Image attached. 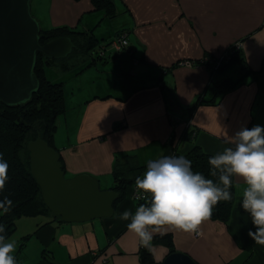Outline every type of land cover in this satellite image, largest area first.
Here are the masks:
<instances>
[{
	"label": "crops",
	"instance_id": "obj_1",
	"mask_svg": "<svg viewBox=\"0 0 264 264\" xmlns=\"http://www.w3.org/2000/svg\"><path fill=\"white\" fill-rule=\"evenodd\" d=\"M114 2L117 15L104 21L90 0H48L47 15L34 2L36 17L40 14L45 22L38 21L42 28L67 24L92 31L102 42L125 31L132 48L93 61L76 73L79 82L73 75L62 80L66 111L57 118L53 143L65 173L87 172L106 189L112 184L115 153L129 152L146 165L193 146L215 156L232 146L228 137L242 127L264 128V0ZM238 40L245 62L260 74L246 75L247 80L216 104L200 103L187 123V108L197 96L211 97L212 91L205 87L212 79L230 76L212 72L207 62H177L201 61L206 54H219ZM242 71L238 64V72ZM59 128L65 133L63 141L58 139ZM234 182L236 197L227 221L209 219L198 233L166 231L171 232L176 250L188 253L198 264H264V244L248 235L257 228L241 206L247 185L237 176ZM135 203L131 196L122 199L110 217L99 221L57 222L50 216L46 220L52 222L38 230L52 262L41 259L40 246L34 247L40 254L23 256V264H92L97 256L105 257L102 264H141L139 238L127 227L131 221L119 218L125 210L135 214ZM152 244L154 262L145 264H162L168 249L160 242Z\"/></svg>",
	"mask_w": 264,
	"mask_h": 264
},
{
	"label": "trees",
	"instance_id": "obj_2",
	"mask_svg": "<svg viewBox=\"0 0 264 264\" xmlns=\"http://www.w3.org/2000/svg\"><path fill=\"white\" fill-rule=\"evenodd\" d=\"M93 5V10L101 12L102 16L100 20L112 19L117 15V9L114 0H90ZM100 21V22H101ZM125 33V38L128 40V47L131 49V43L128 39V33L120 31L116 33L111 39L106 42H102L101 38L96 37L92 31L77 30L74 27L67 24L52 25L48 28H42L39 30V43L44 44L50 39L59 36H68L73 42L71 50L63 57L54 58L46 57L42 52L36 51L35 64L33 68V74L38 79L37 89L31 93L29 99L24 102L6 105L2 101L0 102V154L3 155V159L8 163V179L5 182L3 190H0V201L5 198L10 199L13 202L8 213H3L0 209V225L5 226L3 235L7 238L16 227V218L20 216H34L37 214L46 215L37 228L52 222V219L57 222H62L58 215L52 213V211L45 205L40 187L38 186L35 178L30 172L29 151L27 149V143L30 140L40 137L44 139L49 146L56 149L53 140L57 129V118L59 115L66 111V96L65 87L62 81L49 80L45 74V68L50 65H57L61 71L74 70L72 69L74 64L69 60L74 56H89V61L83 63V67H87L92 64L93 61L103 60L108 58L107 54L117 55L122 51H129L127 49L116 50L110 46L109 42L112 39L119 38ZM120 35V36H119ZM109 44V45H108ZM106 45V46H105ZM104 46L105 55L97 56L94 52ZM234 44H231L225 51L231 58L227 62H222L216 58L217 55L206 54L209 61L206 59L192 61L190 59H180L181 61L190 60L192 64L199 62H207L211 65L212 72H223L228 66L233 63H239L243 69L242 73L237 78L221 77L212 79L211 83L205 87L210 88L212 95L209 98L201 97L198 95L196 101L189 106V117L195 111V108L200 103L216 104L220 101L221 97L229 90L236 87L242 82L246 75L258 76L261 71L251 69L244 60V57L240 53V47L234 49ZM220 52L219 54H221ZM218 54V55H219ZM86 62V61H85ZM222 63V64H221ZM221 64V65H220ZM184 156L191 161L192 171L202 173L205 178L213 180L214 183L223 187L220 184L218 175H211L212 166L209 164V158L214 155L205 152L198 146H193L185 153H173L170 157ZM59 159L62 164V169L65 173L64 163L59 154ZM147 170L146 164H141L135 157V155L129 152L115 153L112 162V184L109 189L116 191V198L112 201V206L122 199L129 197L134 189H137L135 180L139 176H143ZM65 176V174H64ZM232 186L229 188L232 194L230 201H220L214 206L212 216L210 219L227 221L231 214V203L235 199V182L234 176L232 177ZM133 189V190H132ZM137 191H142L137 189ZM143 192V191H142ZM133 197L137 206L141 204H147L151 195L144 193V196L137 195ZM52 216L50 220H46ZM43 221V222H42ZM29 233L25 234L24 238H27ZM153 243H162L169 252L176 251L174 241L171 232H165L163 235L155 233L153 236ZM23 243H20L18 251ZM137 256L141 264L152 263L154 258L151 250L138 246ZM15 258V256H14ZM52 262L51 257L47 253L46 248L41 250V259Z\"/></svg>",
	"mask_w": 264,
	"mask_h": 264
},
{
	"label": "clouds",
	"instance_id": "obj_3",
	"mask_svg": "<svg viewBox=\"0 0 264 264\" xmlns=\"http://www.w3.org/2000/svg\"><path fill=\"white\" fill-rule=\"evenodd\" d=\"M191 120L190 116L187 123ZM222 131L227 136L223 128ZM228 138L232 146L209 158L213 169L211 175L219 174L223 187L202 173H194L191 161L184 156H165L148 162L147 170L142 178H136L135 185L143 193L151 195L150 201L139 205L135 214L125 210L119 217L121 220L130 219L127 227L139 238L140 246L151 250L154 234L163 235L168 229L198 233L201 224L211 218L214 206L232 199L229 188L233 176L242 178L247 185L241 206L250 214L257 228L256 232L249 231L248 235L255 242L264 244V128L259 125L251 129L242 127ZM8 167L0 154V190L8 179ZM12 206L10 199L0 201L3 213H8ZM4 231L5 226L0 225V264H16L12 255L16 242L6 240Z\"/></svg>",
	"mask_w": 264,
	"mask_h": 264
},
{
	"label": "water",
	"instance_id": "obj_4",
	"mask_svg": "<svg viewBox=\"0 0 264 264\" xmlns=\"http://www.w3.org/2000/svg\"><path fill=\"white\" fill-rule=\"evenodd\" d=\"M30 0H0V102L6 105L29 99L38 87L33 74L36 51L46 57L65 56L73 42L59 36L39 43L40 25L30 12ZM30 172L41 190L45 205L62 221L110 217L116 198L113 189H101L98 179L82 172L64 176L59 152L36 137L28 141ZM162 264H198L184 251L169 252Z\"/></svg>",
	"mask_w": 264,
	"mask_h": 264
},
{
	"label": "rangeland",
	"instance_id": "obj_5",
	"mask_svg": "<svg viewBox=\"0 0 264 264\" xmlns=\"http://www.w3.org/2000/svg\"><path fill=\"white\" fill-rule=\"evenodd\" d=\"M34 2L38 3V8L39 11L42 15H47V10H48V0H30L29 4H30V12L31 14L38 20L40 21L42 24H45V22H43L42 20V16L40 14H37L38 18L36 17L35 13H34ZM104 21V20H103ZM48 22V19H47ZM101 28V23L100 25L97 27V31L99 32V29ZM89 56H74L72 57L69 62L74 64L73 68L74 70H68V72L66 71H61L59 69V67L57 65H50L47 66L45 68V74L47 76V78L49 80L52 81H65V80H69L71 78V76H75L76 80L79 82V75L76 74L79 70H84L87 67H83L82 64L83 63H87V61H89ZM86 61V62H85ZM239 64V63H238ZM238 64L237 63H233L230 66H228L225 70H224V74H227L228 76L232 77V78H237L240 76L241 73L238 72ZM218 73L216 74V77H218ZM247 76L243 79V80H247ZM263 79V78H260ZM62 81V82H63ZM106 81H111L110 78H107ZM73 84V83H72ZM71 85V83H70ZM69 90V86L67 87V91ZM58 139L60 141H63L65 139V133L63 130H61L59 128V134H58ZM69 172L65 173L66 177L71 176L70 174H68ZM87 173V172H86ZM101 189L103 187H100ZM46 215L44 214H37L34 216H20L18 218H16V227L14 229V231L6 238V240L8 241H15L16 242V249L15 251L12 253L13 256H15V260L17 261L18 259V263L19 264H23V256L27 255V254H40L39 253H35L36 250L34 247H40L45 248V245L41 239V230H38L37 226L39 223H37V221L39 220H43L45 218ZM52 217V216H51ZM97 221H99V219L101 218H95ZM29 233V236L27 238H24L25 234ZM99 238H102V234H99L98 236ZM20 243H23L20 251H18V247L20 245ZM47 249V248H46ZM103 259H105V257H96L93 261L92 264H102L101 261L103 262Z\"/></svg>",
	"mask_w": 264,
	"mask_h": 264
},
{
	"label": "built area",
	"instance_id": "obj_6",
	"mask_svg": "<svg viewBox=\"0 0 264 264\" xmlns=\"http://www.w3.org/2000/svg\"><path fill=\"white\" fill-rule=\"evenodd\" d=\"M121 35V36H120ZM119 36V38H116V39H112L110 42H109V44H110V46H112L114 49H116V50H121V49H127V50H129V52H131V50H132V48L131 49H129V47H128V40L125 38V33H122V34H120ZM108 44V45H109ZM234 44V49H237V48H241L242 47V42L241 41H236V42H234L233 43ZM106 46V45H105ZM97 56H104L105 55V51H104V46L99 50V52H98V54H97V49L95 50V52H94ZM216 58H218V59H220L221 61H226V60H228L229 59V55L227 54V53H225V52H223V53H221V54H219V55H217L216 56ZM206 60H209V58L207 57L206 58ZM180 63H184V64H192V61H188V60H185V61H181ZM140 194V196H144V193L143 192H140V191H137V189H134L133 191H132V194H131V196H133L134 195V197H137V195H139Z\"/></svg>",
	"mask_w": 264,
	"mask_h": 264
},
{
	"label": "flooded vegetation",
	"instance_id": "obj_7",
	"mask_svg": "<svg viewBox=\"0 0 264 264\" xmlns=\"http://www.w3.org/2000/svg\"><path fill=\"white\" fill-rule=\"evenodd\" d=\"M65 174V173H64Z\"/></svg>",
	"mask_w": 264,
	"mask_h": 264
}]
</instances>
